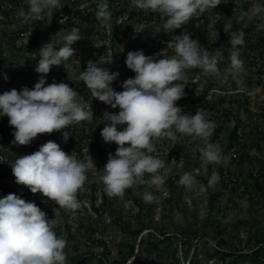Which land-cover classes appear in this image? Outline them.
<instances>
[{
    "label": "rangeland",
    "instance_id": "obj_1",
    "mask_svg": "<svg viewBox=\"0 0 264 264\" xmlns=\"http://www.w3.org/2000/svg\"><path fill=\"white\" fill-rule=\"evenodd\" d=\"M101 2H107L112 13L107 25L96 18ZM255 3L264 4V0H222L217 8L194 16L182 29L154 34L153 28L161 23L160 15L136 9L132 0H60L63 7L54 12L50 25L46 15L28 20L19 15L22 9L27 12L26 0H0V86L6 91L34 88L42 75L35 71L40 48L51 42L56 33L64 34L73 28L80 29L82 39L71 45L75 55L67 62L69 76L60 65L52 66L45 79L47 84L67 83L84 101L80 89L85 84L78 78L89 61L112 56L113 63L103 66L119 73L112 87L120 92L123 81L135 77L125 63L129 51L152 56L166 49V42L183 31L190 32L191 38L210 52L219 51L221 75L205 74L199 68L187 70L184 79L177 81L185 84V95L176 105L193 115L198 109H205L216 125L210 142L219 145L225 157L220 164L204 165L193 150L203 143L201 140L194 141L180 133H176V141L155 139L153 155L165 161V168L160 170L165 183L158 188L137 185L127 189L122 197L109 196L98 175L103 173L108 155L115 153L117 145L105 143L101 137L107 123L103 118L107 105L92 98L86 87L89 99L85 102L91 103V119L67 126L64 131L71 136L67 142L62 131L48 134L47 139L87 165L88 178L77 194L81 209L66 211L55 201L33 194L15 182L10 164L19 156L29 155L38 137L28 146L14 144L15 129L7 116L0 117V198L14 193L34 202L49 219H56L55 231L67 241V257L96 255L87 264H113L120 259L119 251L125 253L128 246L138 242L140 234H150L155 241L163 239V243L159 242V253L147 252L146 246L139 249L137 264H170L176 256L185 263L196 257L200 264H220L209 255L222 240L223 248L234 253L252 249L264 238V39L255 40L256 35L261 36L256 27L258 20L237 24L235 17ZM229 20L233 31L242 30L245 24L250 27L249 40L238 46L245 69L243 87L230 75H224L230 64V34L224 31V22ZM94 41L102 45L94 47ZM110 109L111 113L119 112L118 107ZM125 126L117 127L123 130ZM234 129L238 139L230 145L229 136ZM185 172L197 181L191 189L178 185ZM214 172L219 174V180L210 187L208 179ZM144 178L150 179V174ZM146 191L153 194L154 200L143 199ZM103 203L105 208H101ZM231 259L227 258L224 264Z\"/></svg>",
    "mask_w": 264,
    "mask_h": 264
},
{
    "label": "clouds",
    "instance_id": "obj_2",
    "mask_svg": "<svg viewBox=\"0 0 264 264\" xmlns=\"http://www.w3.org/2000/svg\"><path fill=\"white\" fill-rule=\"evenodd\" d=\"M26 3L27 12L22 9L19 15L25 20L46 15L47 25L51 24L54 12L63 7L60 0H26ZM221 3L222 0H132L136 9L160 15L161 23L153 28L154 34L161 31L171 34L182 29L194 16L217 8ZM97 8L96 18L107 25L112 16L107 2L99 3ZM253 19L259 21L257 29L264 30V4L255 3L235 17L237 24ZM232 29L231 20L224 22L231 45L230 64L224 75H230L239 87H243L245 69L238 46L244 43V32ZM80 39L79 28L56 33L38 52L35 71L42 75L34 88L12 89L0 94V117L7 116L9 125L15 129L14 144L28 146L39 134L60 131L67 142L71 137L64 131L67 126L91 119V103L85 102L67 83L47 84L45 79L52 66L63 65L69 76L67 62L75 55L71 45ZM166 43V49L152 56L142 51L127 53L125 63L135 77L123 81V91L117 92L112 87L119 73L103 66L113 63L112 56L89 61L78 78L90 90L92 98L119 108L118 114H103L107 123L101 131L105 143L117 145L115 153L108 155L103 173L98 175L111 197H122L127 189L137 185L158 188L165 183L160 174L166 166L165 161L153 155L155 139L176 141V133H180L203 142L193 150L199 153L204 165L220 164L225 159L219 145L210 142L216 125L205 109L200 108L193 115L176 105L185 95V84L177 81L183 80L186 71L194 68L219 77L221 53L205 49L187 31L173 35ZM101 45L94 41V47ZM118 125L126 126L118 130ZM10 166L15 182L26 186L31 193L42 194L66 211L81 209L77 194L88 178L87 165L77 156L66 153L56 142L48 141L38 151L17 157ZM146 173L150 174V179L145 180ZM218 180L219 174L214 172L208 179L209 186H214ZM195 183V177L189 172L178 181V185L186 189H191ZM154 198L151 192L143 194L145 201ZM56 224V219H49L34 202H27L14 193L0 198V264H66L67 241L57 235Z\"/></svg>",
    "mask_w": 264,
    "mask_h": 264
},
{
    "label": "trees",
    "instance_id": "obj_3",
    "mask_svg": "<svg viewBox=\"0 0 264 264\" xmlns=\"http://www.w3.org/2000/svg\"><path fill=\"white\" fill-rule=\"evenodd\" d=\"M116 19L117 17L115 18L114 21H116ZM241 29L244 32V40L248 41L251 35L250 27L246 26ZM261 38L264 39V30H261V36H257V35L255 36V40H258ZM82 89H85V90H82ZM80 90H81L82 95H84L85 101H88L87 99H89V94L86 93V86L83 85V88H81ZM105 112L111 113L110 105L106 106ZM47 139H48L47 133L39 134L37 140L33 142V144L31 145L29 154H32L35 151H38L39 148L44 143L48 142ZM237 139H238L237 129H234L231 135L229 136L230 145L233 142H235ZM101 208H105L104 203L101 205ZM139 233L141 232H136V234H139ZM152 238L153 237L150 234L147 235V237H143V234H140L138 242L128 246L125 253L122 250L119 251L120 259L113 261V264H137L138 260L140 259V255L138 252H139V249H141L143 246L147 247L146 248L147 252L159 253L160 251L159 242L163 243V239L159 241H155ZM224 243L225 241L222 240L220 244H217L216 246H214V253L209 255L211 258H216L220 262V264H224L227 258H231V257L232 259L229 260L227 264H239L242 262L247 263V264H264V238L262 239V241L258 240L252 249L248 251H240L237 253H234L233 251L225 250L223 248ZM93 256H96V255L93 253L74 254L66 258V264H87L88 262L92 260ZM170 264H200V262L196 259V257H192L187 263H185L184 261L181 260L180 256H176L174 261Z\"/></svg>",
    "mask_w": 264,
    "mask_h": 264
},
{
    "label": "built area",
    "instance_id": "obj_4",
    "mask_svg": "<svg viewBox=\"0 0 264 264\" xmlns=\"http://www.w3.org/2000/svg\"><path fill=\"white\" fill-rule=\"evenodd\" d=\"M6 90H4L1 86H0V94H3V92H5Z\"/></svg>",
    "mask_w": 264,
    "mask_h": 264
}]
</instances>
